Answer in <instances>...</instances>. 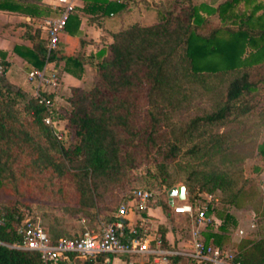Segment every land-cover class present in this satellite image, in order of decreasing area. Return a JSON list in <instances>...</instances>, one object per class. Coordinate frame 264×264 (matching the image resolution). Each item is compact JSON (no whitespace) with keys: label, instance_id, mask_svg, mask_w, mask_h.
Here are the masks:
<instances>
[{"label":"trees","instance_id":"obj_1","mask_svg":"<svg viewBox=\"0 0 264 264\" xmlns=\"http://www.w3.org/2000/svg\"><path fill=\"white\" fill-rule=\"evenodd\" d=\"M4 1L6 4L0 6L33 15L56 13L51 5L21 8L11 5L13 1ZM84 2L83 9L95 18L108 20L113 13L112 41L97 52L100 60L92 63L96 69L94 83L88 89L75 87L71 91L67 138L58 139L54 129L43 120L44 105L11 83L5 76L8 63L0 61L4 68L0 74V187L21 196L24 180H40L45 172L51 176L57 173L61 179L72 181L70 187L80 198L78 210L107 211L113 208L106 203V197L117 199L121 194L125 197L139 187L127 188L128 183L135 182L137 176L132 171L138 162H154L161 185L168 193L174 186L169 163L177 159L182 145L200 127L231 121L234 116L247 115L255 108L264 86V0H221L217 5L171 0V6L159 10V20L151 24L121 19L123 5L118 0ZM213 16L218 24L210 27ZM79 24L75 10L66 29L73 34ZM30 39L32 46L15 45L13 49L36 67L57 58L65 60L68 71H72L70 65L82 64V59L63 54L59 48L48 57L40 30L31 34ZM199 89L215 93L223 90V94L216 99L212 111L191 118L171 140L162 139L163 121ZM39 137L58 156L49 154V148ZM68 137L72 142L65 145ZM257 149L264 158V140ZM187 152L198 154L199 149L193 146ZM74 160L83 164L76 170L68 169L65 161ZM234 174L227 169L224 172L193 169L184 178V185L189 192L197 184L200 191L221 188L230 193L226 202L240 206V198L246 192L239 186L240 176ZM20 201L21 198L1 205L5 224L0 226V264H45L37 251L13 247L22 241L16 230L22 216ZM170 203L169 198L161 202L168 215ZM209 212L220 222L207 226L205 240L227 250L223 239L229 220L235 219L226 209L212 208ZM165 232L164 228L160 231L162 236ZM163 243L166 244L164 237ZM234 253L240 264H264V235L242 239ZM70 258L75 264H96L95 259L76 254ZM182 259L180 255L173 256L174 264ZM186 260L194 264L188 257Z\"/></svg>","mask_w":264,"mask_h":264},{"label":"rangeland","instance_id":"obj_2","mask_svg":"<svg viewBox=\"0 0 264 264\" xmlns=\"http://www.w3.org/2000/svg\"><path fill=\"white\" fill-rule=\"evenodd\" d=\"M194 1L196 3L207 1L214 5L220 2V0ZM129 4L131 5L128 18L130 21L151 24L159 20V10L171 6V0H131ZM217 24V17H211L209 26L214 27ZM95 79L96 69L90 71L87 82L81 88L88 89ZM27 82L30 88L28 91L24 90L32 95L35 87L28 80ZM59 90L60 86L55 93H59ZM222 91L217 90L216 93L215 91H201V89L194 91L191 98L174 109L168 120L163 121L161 125L162 139L171 140L191 118L212 111L216 106V99L223 94ZM63 97V103L68 107V109L66 108L68 111L61 113L57 111L56 117L58 116L59 119L63 114H66L64 118L68 117L71 110V103L67 102V97L64 94ZM233 118L231 121L222 124L200 127L194 137L182 145L177 159L170 162L168 166L170 180L174 183V186L184 185V178L193 169L204 171L223 170V172L227 169L232 174L235 173L236 176H240L239 186H242L246 192V195L240 198V206L226 202V196L230 193H224L221 188L214 191L202 190L212 192L219 198V202L215 203L214 207L216 211L226 209L235 219V221L229 220L228 231L223 239L227 250L230 252H236L242 239H258L264 235V158L258 154L257 149L258 144L264 140V86L260 94L258 93V102L255 108L247 115H236ZM66 124L67 120H62V122L60 120L57 126L61 127V130L67 135L69 133ZM39 138L42 144L49 148V154L58 156L55 149L49 147L43 138ZM71 142L72 139L68 137L64 144L69 145ZM193 146L198 147V154L196 152L186 153ZM65 163L70 170H76L83 164L81 160L65 161ZM132 172L137 177L134 183H128L127 188L131 190L134 186L149 187L156 194L153 205L164 211L161 202L170 197L167 193L168 189L161 185L162 179L154 162H138ZM43 174L40 180H24L21 187V196L0 187V206L8 205L21 198L22 201L19 203L21 213L26 211L41 213L45 225L52 235H57V233L66 235L69 232L66 229L70 227H73L74 233H76L85 227L96 228L102 222L111 221L110 219L115 218L118 205L124 198L122 194L117 199L106 197V203L112 206V210L105 211L96 208L78 210L80 198L70 187L72 181L67 180V178L61 179L57 173L54 176L47 172ZM48 177L52 180H48ZM93 179L96 180V177ZM60 184L63 185L61 190L58 189ZM196 186L197 188L193 191L186 190L187 198L194 195L195 191L200 190V184ZM186 199L181 200L178 196H174L170 205H167V211L171 214L169 216V221H171L169 226L179 232L183 240L182 245L189 247L192 244L190 235L192 217L189 214L177 213L174 209L175 206L185 203ZM152 218H154L152 232L157 234L163 229L162 223L158 221L160 220L159 217ZM214 222L217 224L220 220L215 218ZM63 229L65 232H63ZM188 263L186 259L182 261V264Z\"/></svg>","mask_w":264,"mask_h":264},{"label":"built area","instance_id":"obj_3","mask_svg":"<svg viewBox=\"0 0 264 264\" xmlns=\"http://www.w3.org/2000/svg\"><path fill=\"white\" fill-rule=\"evenodd\" d=\"M82 0H57L54 3L56 13L47 17L43 23L46 31L45 47L49 57L59 48L61 36L71 14ZM33 67L28 71V81L35 89L33 96L45 107L43 120L50 125L58 137L65 139L66 134L57 126L60 119L56 117L57 105L55 91L61 84L60 72L56 68ZM4 68L0 65V74ZM187 194V191H186ZM155 192L147 187L133 188L121 201L113 221L102 222L96 228L85 227L76 236H60L54 239L49 233L43 216L39 212L22 213L17 224V233L22 237L13 247L37 251L45 264H75L70 258L76 254L82 258L97 259L103 254L119 253H154L148 238V228L143 223H130V214L147 213L153 205ZM186 196V202L174 209L177 213L189 214L192 217L191 247L173 253L187 256L194 264H240L235 253L222 249L221 246L207 242L204 230L214 222L215 217L209 212L219 202L216 194L208 191H197L193 199ZM5 224L3 208L0 206V226ZM161 243V240L158 241ZM159 252H164L163 250ZM156 264H164L156 261Z\"/></svg>","mask_w":264,"mask_h":264},{"label":"crops","instance_id":"obj_4","mask_svg":"<svg viewBox=\"0 0 264 264\" xmlns=\"http://www.w3.org/2000/svg\"><path fill=\"white\" fill-rule=\"evenodd\" d=\"M10 1L13 2L12 4H9L22 8L28 5L40 7L42 4L54 6L53 4L56 3L57 0ZM118 1L123 5L122 9L120 10L119 17L123 20H128L129 8L131 7L129 3L131 0ZM1 3H5V1L0 0V4ZM84 6L85 2L82 0L76 9V14H78L80 19L78 30L71 34L69 30L65 29L59 44V50H61V53L68 55L72 54L82 59V64L80 66L70 65L72 71L67 70L66 62L63 58H57L56 60L50 61L46 64L49 68H56L59 70L61 75L60 90L58 91L59 93L54 94L56 98L57 109L60 113L68 111L66 110L68 107L63 103V94L67 97V102L70 104L68 98L71 96L72 88L83 87L90 76V71L95 69L92 63L98 62L100 60L97 52L100 49L106 47L112 41V26L110 25L112 22L110 18L114 16L113 13H111V17H107L110 21L103 20L102 18H95L93 13L84 10ZM49 16L50 15H33L32 13H28L20 9H8L7 7L0 6V61H5L8 63V67L5 72L7 79L11 83L21 86L26 91H28L30 88V85L27 82L28 71L36 66L28 62L19 53L15 52L13 48L15 45L29 47L32 46L30 36L36 30H40V36L45 40L46 31L43 29V23ZM65 115L66 114L60 116L61 122L62 120H67V117L64 118ZM170 215H168L165 210H159L157 206L152 205L149 212L143 214H130L129 219L126 220L130 223H143L146 225L148 228L147 236L150 239L151 247L154 249L156 248L159 251L163 250L164 252L158 251L144 254H103L100 258L96 259V264H156V261L158 260L164 264H174V255H180L183 257L181 261L176 263L182 264V261L185 260L187 256L173 252L187 250V247L182 245L183 240L181 239L179 232L177 230L175 231L172 226H169L171 222L169 221ZM152 217L160 218L158 221L162 223L161 225L166 231L164 236H162L160 231L157 234L152 232L154 228V218ZM66 230H69L66 235L57 233V230L56 233L59 237H73L81 231L80 230L74 233L73 227L67 228ZM63 232H65L64 229ZM163 237L166 240V244L163 243ZM159 240H161L160 244L158 243Z\"/></svg>","mask_w":264,"mask_h":264},{"label":"water","instance_id":"obj_5","mask_svg":"<svg viewBox=\"0 0 264 264\" xmlns=\"http://www.w3.org/2000/svg\"><path fill=\"white\" fill-rule=\"evenodd\" d=\"M168 194L171 202L174 196H178L181 200H184L186 198V186L185 185L173 186L169 190Z\"/></svg>","mask_w":264,"mask_h":264}]
</instances>
